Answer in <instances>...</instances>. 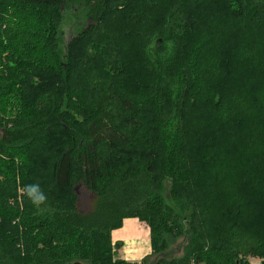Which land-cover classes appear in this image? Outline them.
<instances>
[{"label": "trees", "instance_id": "obj_1", "mask_svg": "<svg viewBox=\"0 0 264 264\" xmlns=\"http://www.w3.org/2000/svg\"><path fill=\"white\" fill-rule=\"evenodd\" d=\"M147 1L0 0V264H264V0H171L152 23ZM73 3L90 22L61 46ZM124 218L149 229L140 261L112 250Z\"/></svg>", "mask_w": 264, "mask_h": 264}, {"label": "rangeland", "instance_id": "obj_2", "mask_svg": "<svg viewBox=\"0 0 264 264\" xmlns=\"http://www.w3.org/2000/svg\"><path fill=\"white\" fill-rule=\"evenodd\" d=\"M141 1L146 3L147 0H141ZM166 2H168V4H169L171 2V0H148L147 1V3H149V5L151 7H153V10H155L159 6V4L162 3L161 7L156 11V15L155 14L153 15V17H152L153 20L150 23L154 22L157 19V17H159L158 15H159L160 9L162 10V8H164L166 6ZM77 4L78 3L71 4V6H70L71 11L68 10L67 12H65V20L63 22L62 27H60V29H59L60 41L62 43L61 46H63V44L64 45L67 44L69 39H71L75 35L81 33V31L90 22L89 18H85L84 15L82 14V12H80L81 10H79V7L77 6ZM151 16H152V14H151ZM157 38L158 37H156L154 39L153 44L157 42V40H156ZM156 45H157V43H156ZM124 48L125 47H122V49H124ZM121 52L122 51H119V50H116L114 52V54L109 59L108 64L105 67V69H106V71H108L112 75V74L116 73V71H113V70H115L117 68L118 71H122L124 76L126 77L127 64L125 62L118 64V59L121 55ZM103 57H104V61H107L106 57L105 56H103ZM92 64H94V63H92ZM86 77L88 79H90L94 84L97 83L94 80L92 73L87 74ZM106 82L108 85L107 80H106ZM116 82L117 81H115L112 84V87H107L106 89H110V91H113V92L115 90L116 94H120V93H122V91H120L118 89L119 86L117 84H115ZM127 82H129V80ZM134 84H136V82ZM114 102H115V100L110 99L107 102V104L102 105V107L105 108L107 110V112L109 111L110 113L112 112V113L116 114L117 120L118 121L120 120L121 123H123L124 119L127 118L126 115H128V114L122 110L117 111L118 108H117V106H115V104L113 105ZM151 109H152V106H150L149 103L142 102L138 106V113H142V115L141 114L140 115L143 117V120H144L147 114L151 116V114H152L151 111H154ZM69 113L71 115L70 121L71 122L74 121L75 125L79 129H84L86 126V121L84 120V118H82L81 116H78L75 113V111L70 110V109H69ZM140 120H142V119H140ZM140 137H141V132L135 130V141L139 142ZM74 189H75V193L77 195V208H78V210L81 212H88L90 210V207H91V203H92L91 201L93 200V194L87 188H85L82 184H77ZM21 190H19V191H21ZM171 204H174V202H171ZM133 221L134 220H132V221L129 220V222L125 221V225L127 227L124 230L125 232H123V233L120 231L119 232H113L112 233L113 238L114 239H116V238L118 239L120 237L126 238L131 231H135V227H136L135 224H133V226L130 228V223H134ZM141 225L143 228H145V226H147L145 223H141ZM143 241H145V242H143ZM143 241L140 242V246L138 248L140 250L138 252H140L141 254L144 253L146 247L148 246V241L146 239H143ZM183 242H184L183 237H179L177 239H172L169 242V248H170L169 251H171L170 252L171 256L178 257L184 252V244L185 243L183 244ZM115 243L116 242L112 240V242H111L112 250H116V251H113V252H115L114 254H116V256H115L116 258H122V257L125 258V254L131 253L130 250L134 249L129 244L125 245L124 242H123L124 243L123 247L118 248V247H116ZM139 260H141V259H139ZM129 261H131V260H129ZM133 261L136 262L137 260H133ZM76 262H80L82 264H90V263L85 262V261H76ZM252 264H260V263H259V261H253Z\"/></svg>", "mask_w": 264, "mask_h": 264}, {"label": "crops", "instance_id": "obj_3", "mask_svg": "<svg viewBox=\"0 0 264 264\" xmlns=\"http://www.w3.org/2000/svg\"><path fill=\"white\" fill-rule=\"evenodd\" d=\"M129 220L130 221L134 220L133 221L134 223H130V228L133 226V224H135L136 225L135 231H131L126 238L120 237L118 239L117 238L114 239L113 236H112V233L113 232H119V231L122 232V233L125 232L124 230H125V228H127L126 225H125V221L129 222ZM141 223H143V222H140L136 218H124L123 221H122V226L117 228V229L112 230L111 233H110L111 241L113 240L115 242H120L121 243V247H123V244L125 243V245L129 244L130 246H132L134 248V249L130 250L131 253L125 254V258L122 257V259H124V260H128V261L129 260H131V261L137 260V261H140L139 259H142L143 256H146L149 253H151L149 229L146 226H145L146 229L143 228ZM143 239H146L148 241V246L146 247L144 253L141 254L140 252H138V251H140L138 248L140 246V242L143 241ZM143 242H145V241H143ZM253 261H259V263L261 264V261H260L259 258H257V257H249L250 264H252Z\"/></svg>", "mask_w": 264, "mask_h": 264}, {"label": "water", "instance_id": "obj_4", "mask_svg": "<svg viewBox=\"0 0 264 264\" xmlns=\"http://www.w3.org/2000/svg\"><path fill=\"white\" fill-rule=\"evenodd\" d=\"M160 42H161V39H160V38L157 39V42H156V43L158 44V43H160ZM73 264H82V263H80V262H74Z\"/></svg>", "mask_w": 264, "mask_h": 264}, {"label": "clouds", "instance_id": "obj_5", "mask_svg": "<svg viewBox=\"0 0 264 264\" xmlns=\"http://www.w3.org/2000/svg\"><path fill=\"white\" fill-rule=\"evenodd\" d=\"M32 191H34V188L33 187H29L28 188V192L31 193Z\"/></svg>", "mask_w": 264, "mask_h": 264}]
</instances>
